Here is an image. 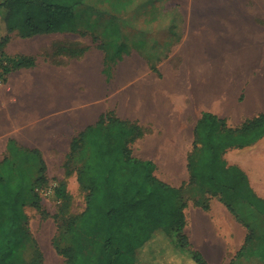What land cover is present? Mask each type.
<instances>
[{
  "label": "crops",
  "instance_id": "crops-1",
  "mask_svg": "<svg viewBox=\"0 0 264 264\" xmlns=\"http://www.w3.org/2000/svg\"><path fill=\"white\" fill-rule=\"evenodd\" d=\"M115 1L85 0L75 10V31L9 33L3 57L10 70L0 80V161L39 153L47 174L58 166L65 175L73 139L112 112L142 127L135 141L146 143L140 158L157 166L170 159L174 179L183 175L179 162L186 159L188 183L204 112L234 128L264 112V39L252 35L258 0H200L203 6L145 0L150 10L144 14L128 4L114 8ZM6 32L4 25L0 38ZM23 60L31 64L16 66ZM231 149L240 148L225 152L228 165L246 172L229 160ZM210 207L218 203L210 199ZM218 217L226 215L220 210Z\"/></svg>",
  "mask_w": 264,
  "mask_h": 264
},
{
  "label": "trees",
  "instance_id": "trees-1",
  "mask_svg": "<svg viewBox=\"0 0 264 264\" xmlns=\"http://www.w3.org/2000/svg\"><path fill=\"white\" fill-rule=\"evenodd\" d=\"M84 1H0V29L4 25L7 29L0 38V57L4 56L3 48L14 29H19L23 36L75 31V10ZM25 64L31 62L18 61L16 66ZM8 70L5 69V75ZM142 135L138 123L111 112L73 139L65 163L66 173L70 172L69 161L82 158L80 151H86L87 157L76 173L87 193L83 212L66 221L65 228L72 241L61 253L67 264H139L138 254L158 238L156 232L161 230L166 234L172 229L196 264H209L202 252L192 247L185 233L186 202L181 195L182 187L161 180L155 174L153 160L134 155L132 144ZM263 136L264 112L235 128L228 126L225 119L204 112L195 127V150L189 159L190 182L212 195L226 193L223 199L231 210L237 212L239 207L249 206L264 217V198L254 191L246 172L228 165L224 158L229 148H244ZM26 184L27 177L14 159L0 161V264H41L43 259L27 224L23 199ZM64 191L58 189L57 196L63 197ZM34 195L39 207L38 197ZM228 195L236 200H228ZM251 237L246 236L243 248ZM162 238L160 234L157 242L161 243ZM29 246L38 258L33 263H28L26 258ZM243 248L237 255L243 253ZM261 248L264 251V237ZM155 250H149L151 256ZM230 264L235 262L232 260Z\"/></svg>",
  "mask_w": 264,
  "mask_h": 264
},
{
  "label": "rangeland",
  "instance_id": "rangeland-1",
  "mask_svg": "<svg viewBox=\"0 0 264 264\" xmlns=\"http://www.w3.org/2000/svg\"><path fill=\"white\" fill-rule=\"evenodd\" d=\"M149 1L151 3V0ZM258 2V11L252 18V35L256 39H264V0H258ZM126 4L131 6L130 8H136L134 13L144 14L150 10L147 8L148 3L145 0H116L111 2V6L114 8H120ZM135 21L136 19L132 16V26L138 24ZM145 146L146 143L143 140L133 143L134 155L138 157L144 155ZM87 154L86 151H80L79 155L82 158L71 159L68 164L70 172L65 175L62 174V170L58 166L50 167L49 174H47L45 161L38 154L23 153L14 159L16 166L27 177L23 194L25 211L28 216L27 224L43 254L41 264H67V259L61 250L71 244L72 236L67 232L65 225L68 218L79 215L86 207L85 195L87 191L79 183L76 172L84 163ZM257 154L260 160L254 161ZM197 155L194 154L195 158ZM227 155L231 162L239 161L243 165L255 192L264 198V138L255 147L231 149ZM158 162L155 174L161 180L171 184L184 183L181 186V195L186 202L184 208L187 221L185 233L188 236V233L191 232L188 238L194 249L200 250L198 245L209 247L211 253L203 254L209 264H230L232 260L235 264H264V251L261 248L264 237L263 216L257 212L253 213L254 211L249 206L239 207L237 212L231 210L223 199L226 193H218L212 196L211 193L205 192L202 187L197 186L194 182L186 183L189 180L186 159L179 162L183 167V175H179L175 179L173 178L174 172L171 170L172 161L162 159ZM42 177H45V180ZM60 188L65 190L61 198L57 196V190ZM34 193L38 197L39 207L35 204ZM226 198L230 201L236 200V197L232 195H228ZM210 199L218 203L215 210H211ZM220 210L226 215L225 218L222 217L221 222H219L218 217ZM194 220L198 221L202 230H199L200 227L197 222L195 227ZM158 234L163 236L161 243L157 242ZM157 235L158 238L150 241L147 249L145 248L138 254L139 264H196L190 254L182 248V243L175 230L172 229L170 233L166 234L158 230L155 236ZM247 235H252V237L246 243V247L243 248ZM191 237H195L196 240ZM151 248L156 249L152 256L149 253ZM242 248L243 253L237 255ZM26 258L28 263H33L38 259L36 251L30 246L26 250Z\"/></svg>",
  "mask_w": 264,
  "mask_h": 264
},
{
  "label": "built area",
  "instance_id": "built-area-1",
  "mask_svg": "<svg viewBox=\"0 0 264 264\" xmlns=\"http://www.w3.org/2000/svg\"><path fill=\"white\" fill-rule=\"evenodd\" d=\"M8 66L7 60L4 57H0V80L5 75V69Z\"/></svg>",
  "mask_w": 264,
  "mask_h": 264
},
{
  "label": "bare ground",
  "instance_id": "bare-ground-1",
  "mask_svg": "<svg viewBox=\"0 0 264 264\" xmlns=\"http://www.w3.org/2000/svg\"><path fill=\"white\" fill-rule=\"evenodd\" d=\"M197 1H198V0H197ZM203 1H204V0H203ZM203 1H202V2H203ZM207 1H208V0H207ZM209 1H210V0H209ZM195 2H196V1H195ZM243 2H244V1H243ZM199 3L201 4V1H200V0H199ZM199 3H198V4H199ZM204 3H205V2H204ZM204 3H203V4H204ZM207 3H208V2H207ZM194 4H195V3H194ZM205 4H206V3H205ZM208 4H209V3H208ZM208 4H207V5H208ZM201 5H202V4H201ZM193 6H194V5H193ZM193 6H192V7H193ZM202 6H203V5H202ZM198 7H199V6H198ZM204 7H205V6H204ZM200 8H201V6H200ZM250 28H251V27H250ZM246 30H247V29H246ZM249 31H250V30H249ZM225 32H226V31H225ZM211 44H212V43H211ZM218 45H219V44H218ZM218 45H216V46H218ZM213 46H215V45H213ZM212 48H213V47H212ZM215 49H217V47H216ZM218 50H220V48H219ZM216 52H217V51H216ZM221 58H222V57H221ZM219 60H220V59H219Z\"/></svg>",
  "mask_w": 264,
  "mask_h": 264
}]
</instances>
